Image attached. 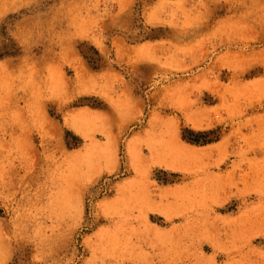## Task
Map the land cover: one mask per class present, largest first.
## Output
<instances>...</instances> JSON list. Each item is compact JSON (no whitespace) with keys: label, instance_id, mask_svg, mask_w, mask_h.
<instances>
[{"label":"rangeland","instance_id":"rangeland-1","mask_svg":"<svg viewBox=\"0 0 264 264\" xmlns=\"http://www.w3.org/2000/svg\"><path fill=\"white\" fill-rule=\"evenodd\" d=\"M0 264H264V0H0Z\"/></svg>","mask_w":264,"mask_h":264}]
</instances>
